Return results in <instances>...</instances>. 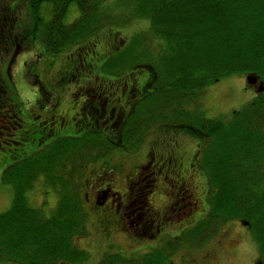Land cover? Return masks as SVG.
I'll return each instance as SVG.
<instances>
[{
	"label": "trees",
	"instance_id": "obj_1",
	"mask_svg": "<svg viewBox=\"0 0 264 264\" xmlns=\"http://www.w3.org/2000/svg\"><path fill=\"white\" fill-rule=\"evenodd\" d=\"M17 2L5 4L2 0L4 13L0 11L3 39L6 34L10 38L8 47L1 48L0 44V99L11 109L16 107L17 97L10 92L9 72L2 63L9 51L30 47L39 58L34 56L29 66L47 59L45 56L82 46L103 28L105 20L118 18L114 15L117 9L125 10L130 20L149 23L148 34L158 45L155 54L137 38L115 47L103 65L111 70L110 76L134 68L149 69L154 88L148 96L161 97L155 105L170 108L172 119L201 138L204 147L199 144V165L208 182L209 209L206 218L190 231L189 239L202 243L220 226L241 221L264 264V0H23L20 5L22 10L26 5L27 14L23 10L19 22L15 19ZM72 8L78 13L69 19ZM12 12L14 23L10 22ZM148 58L156 59V65ZM236 75L255 76L263 89L229 120L206 117L199 107L191 114L183 108L206 88ZM150 119H156L155 114ZM140 129L137 135L132 121L124 140L138 145L145 137V127ZM84 140L55 142L5 171L4 180L13 189V200L0 214V259L18 264H72L86 259V253L73 243L82 234L85 220L80 191ZM122 144L119 148H126ZM102 145L106 147L103 156L116 148V144L105 141ZM72 160L76 169L66 167ZM66 175L72 176L69 181ZM41 177L45 185L57 190L58 201L48 217L32 208L26 196ZM176 246L177 242L171 243L133 264H170L168 258L178 250ZM103 264L113 262L106 259Z\"/></svg>",
	"mask_w": 264,
	"mask_h": 264
},
{
	"label": "flooded vegetation",
	"instance_id": "obj_2",
	"mask_svg": "<svg viewBox=\"0 0 264 264\" xmlns=\"http://www.w3.org/2000/svg\"><path fill=\"white\" fill-rule=\"evenodd\" d=\"M21 12L22 6L17 21ZM95 41L74 47L71 54L63 56L61 66L55 60H42L30 69L27 63L39 55L30 56L22 48L15 57L14 54L8 58L7 71L16 69L20 92L25 93L21 97L25 99L20 102L21 97L16 98V107L12 109L0 99V129L4 130L0 139L2 134L6 135L0 150L9 145L16 147L18 157L7 153L4 157L12 165L45 151L55 142L87 139L88 147L81 146L82 173L86 175L80 182L84 211L91 209L97 215L114 218V227L130 240L154 242L178 231L179 220L188 222L202 209V197H207V190L195 151L197 145L189 156L190 145L181 144L175 133L156 134L151 143L146 142L149 146L143 162L129 175L120 179L118 174L108 172L96 179L87 176L104 162L109 163L104 161L110 153L103 156V141L123 147L120 145L126 128L134 116H139L142 104L153 91L149 86L150 73L146 78L136 71L120 78L104 74L109 78L106 79L99 71L103 57L98 56ZM21 67H28L31 74ZM8 80L12 81L9 74ZM175 225V231L168 230Z\"/></svg>",
	"mask_w": 264,
	"mask_h": 264
},
{
	"label": "rangeland",
	"instance_id": "obj_3",
	"mask_svg": "<svg viewBox=\"0 0 264 264\" xmlns=\"http://www.w3.org/2000/svg\"><path fill=\"white\" fill-rule=\"evenodd\" d=\"M12 1L16 2L17 0H5V4H9V2ZM1 2L2 0H0V11L4 13V8H1V6H3ZM20 2H23V0H18L16 4L17 13L21 8ZM25 9L26 5L23 10ZM23 10L18 22L23 19ZM77 13V9L72 8L69 11V19ZM114 15L118 18L105 20L103 28H100L98 33H94V40L96 39L95 42L97 43L96 50L98 56L101 58L103 57L102 61H100V66L104 63L103 60L106 56L112 55L115 47L126 45L137 38L140 40L141 45L149 47V50L153 54L156 53L158 45L157 43L152 42L150 35L148 34L149 23L147 21L143 19L130 20L128 18V13L123 9L115 10ZM9 16L11 18L10 22L14 23L15 20L13 18V12ZM4 33L5 32L3 30H0L1 48L5 46L8 47V40L10 39L6 34V38L4 37V40ZM72 49L73 47L64 51L65 53L63 56H65L66 53L71 54ZM14 52V50L13 52L9 51V54L4 58V65L8 63V58H11L15 54ZM28 52L30 53V56H32L31 53L33 51L29 49ZM147 60L151 64L156 65V59L148 58ZM43 61L47 63L46 60ZM62 61L63 58L58 57L55 60V63H57L58 66H61ZM138 62L144 61L138 60ZM38 63L29 65V68L32 69V67L36 66ZM15 70L16 69H13L12 71V69H10L9 71V76L12 77V81H9V85L10 92H12L14 96L16 94V97L19 100L21 96H25V93L20 92V81L18 82L19 79H17ZM28 70V67L22 68L23 72H28ZM99 71L103 73V75H108L111 70H107V68L102 65ZM132 71H136L141 74V76H145V78L150 73L149 69L134 68ZM30 74L28 72V75ZM125 74L127 73H121V75L118 74V78ZM105 75L104 77L109 79ZM150 76H152V74H150ZM243 76L244 75H236L229 79L221 80L220 82L214 84L213 87L211 86V88L205 93L202 92L199 97L202 98L200 99L201 101L198 100L199 98L191 99L183 105V108L186 112L191 114L199 107V109L205 113L206 117H214L224 121L229 120L233 112L239 111L243 107L252 103L253 99L257 95L254 94L256 89H253L250 85H248L247 79ZM28 85L32 88L30 82H28ZM149 86L154 88V85H151V83ZM24 99L25 97H21L20 102H23ZM157 100L161 101V97L157 96L156 99H152L149 96L146 103L142 104L139 116H134L133 118L135 121L134 130L137 132V135L141 131V123H146V126L149 123L150 126L144 131L145 137L141 138L140 143L136 145L137 142H126L122 137V142L124 145H127L126 148H119V146H116L113 152L111 151L108 155V158H104V161L107 160L109 163L104 162L99 168H96L95 171L87 174V176L92 178L95 177L96 179L100 177L102 173L105 174V172H108L110 174H118V179H120L124 175H129L134 167L143 162L149 146L146 142L150 141L151 138L160 133H175L178 137H180L181 144L190 145L187 148L189 156L192 155L196 145L198 147H196V153L199 151L201 147L199 148L198 145L200 143L202 145L203 143L201 142V138L198 137V134L188 127H182L180 121H175L174 118L172 119L173 116L171 115L170 108L162 105H155ZM151 114H155L156 119L149 121ZM169 122H171V124H168ZM124 134L126 136L125 132ZM5 137L6 135L2 134L0 142L5 141ZM88 145L89 142L86 143L83 148L88 147ZM6 150H0V214L6 212L10 208L13 199V189L4 180V171L8 168V166H10L9 163L4 160V157L6 156V153L9 155L15 154L16 157L19 156V152H15V146L9 145L6 147ZM93 151H95V149ZM132 154H134V156H132ZM104 164H106L107 167H103ZM69 167H71V165ZM65 177L69 181L72 176L70 177L66 175ZM40 183L41 182L38 181L34 182L33 189L35 190L36 195L43 188L39 185ZM46 189L48 192V199L45 204L42 202L41 195L38 196V201L36 202H33L34 196L32 193H28L27 196L29 198L30 205L35 209H39L44 216L48 217L50 216L52 209L55 207V203L52 201V194L54 193L53 190L50 187H47ZM202 198L203 206L200 212L192 216L188 222H186L187 219L179 220L181 227L178 231L172 234L167 233L165 236H161V238L163 237L162 239L154 242H136L130 240L123 232L114 227V218L97 215L91 209L87 210L88 212H86L84 233L74 239V245L79 250L85 251L88 254V257L84 262L78 264H103L102 262L107 258L114 259L115 262L113 264H132L134 261L140 260L144 255L156 252L159 249H166L168 248L167 246L175 242H177V246L174 248L176 249L178 247V250L175 254H172L168 258L170 264H261L262 259L258 246L256 245L249 229L239 221L229 222L220 226V229L217 231L218 233L216 232L213 237L208 236V239L206 238L207 240L205 239L206 241L204 240L202 243L197 239H189L190 229L193 227L195 228L197 224L205 219L208 214V206L206 203L207 197ZM176 222H178V220ZM176 225H178V223H176ZM176 225L168 228V230L175 231L176 228H178ZM124 261H126V263ZM0 264L18 263L0 261Z\"/></svg>",
	"mask_w": 264,
	"mask_h": 264
},
{
	"label": "water",
	"instance_id": "obj_4",
	"mask_svg": "<svg viewBox=\"0 0 264 264\" xmlns=\"http://www.w3.org/2000/svg\"><path fill=\"white\" fill-rule=\"evenodd\" d=\"M256 81H257V79L255 78V77H253V76H248L247 77V82L249 83V84H254V83H256ZM262 86H260L259 87V91H262Z\"/></svg>",
	"mask_w": 264,
	"mask_h": 264
},
{
	"label": "bare ground",
	"instance_id": "obj_5",
	"mask_svg": "<svg viewBox=\"0 0 264 264\" xmlns=\"http://www.w3.org/2000/svg\"><path fill=\"white\" fill-rule=\"evenodd\" d=\"M233 77H234V76H233ZM227 79H229V78H227ZM208 88H209V87H208ZM210 88H211V87H210ZM210 88H209V89H210ZM209 89L206 88L205 91H204V93H205L207 90H209Z\"/></svg>",
	"mask_w": 264,
	"mask_h": 264
}]
</instances>
